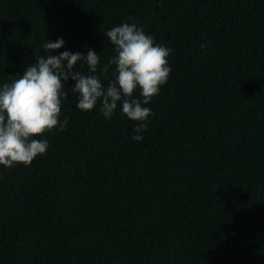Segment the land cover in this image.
Returning a JSON list of instances; mask_svg holds the SVG:
<instances>
[{
  "label": "trees",
  "instance_id": "16d2710c",
  "mask_svg": "<svg viewBox=\"0 0 264 264\" xmlns=\"http://www.w3.org/2000/svg\"><path fill=\"white\" fill-rule=\"evenodd\" d=\"M122 23L171 49L142 141L64 82L65 130L0 166V264H264V0H0V87L63 38L106 88Z\"/></svg>",
  "mask_w": 264,
  "mask_h": 264
},
{
  "label": "clouds",
  "instance_id": "9594fccd",
  "mask_svg": "<svg viewBox=\"0 0 264 264\" xmlns=\"http://www.w3.org/2000/svg\"><path fill=\"white\" fill-rule=\"evenodd\" d=\"M106 37L113 46V55L104 64L103 72L106 74L114 66V76L106 88L93 75L100 56L93 50H88L86 56L68 50L58 52L64 46L63 38L45 41L41 48L46 58L39 57L22 76L0 87V166L28 167L49 147L47 140L37 137L57 127L65 130L68 119L61 121L60 116L62 100L68 96L64 82L69 79L74 82L70 91L77 96L75 107L79 111L90 112L99 101L103 117L110 119L119 103L121 115L136 122L131 139L142 141L148 118L153 115L145 105L168 81L171 68L167 58L171 49L157 44L135 23L115 26ZM53 52L58 54L52 55ZM84 66L90 74L80 71Z\"/></svg>",
  "mask_w": 264,
  "mask_h": 264
}]
</instances>
